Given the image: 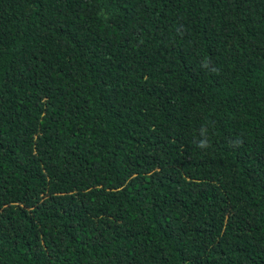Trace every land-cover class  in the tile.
<instances>
[{"label": "trees", "instance_id": "obj_1", "mask_svg": "<svg viewBox=\"0 0 264 264\" xmlns=\"http://www.w3.org/2000/svg\"><path fill=\"white\" fill-rule=\"evenodd\" d=\"M0 264H264V0H0Z\"/></svg>", "mask_w": 264, "mask_h": 264}]
</instances>
